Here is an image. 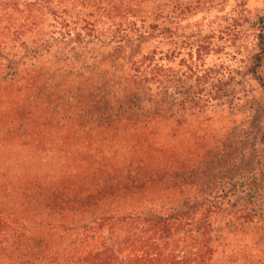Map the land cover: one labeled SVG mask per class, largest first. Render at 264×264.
Returning a JSON list of instances; mask_svg holds the SVG:
<instances>
[{
	"label": "trees",
	"instance_id": "trees-1",
	"mask_svg": "<svg viewBox=\"0 0 264 264\" xmlns=\"http://www.w3.org/2000/svg\"><path fill=\"white\" fill-rule=\"evenodd\" d=\"M212 2L0 0V264H209L230 223L216 211L242 185L222 170L230 145L194 168L138 158L162 151L157 128L230 103L223 68L202 59L221 30L183 23ZM250 26L246 70L264 90V11ZM179 181L200 187L133 199Z\"/></svg>",
	"mask_w": 264,
	"mask_h": 264
},
{
	"label": "rangeland",
	"instance_id": "rangeland-1",
	"mask_svg": "<svg viewBox=\"0 0 264 264\" xmlns=\"http://www.w3.org/2000/svg\"><path fill=\"white\" fill-rule=\"evenodd\" d=\"M212 3L211 9L187 14L183 23L212 21L213 26L221 30L215 34L217 44L204 50L202 59L205 65L223 68L224 83L230 89V103L216 102L183 117L179 124L174 122L160 130L157 128L155 132L163 144L162 151L156 149L150 155L141 153L138 160L141 165L150 166L149 170L157 166V162L179 168L201 167L208 164L214 149L221 151L230 145V155L226 156L228 166L222 170L230 172V179H238L242 185L232 188L233 191L230 189L233 193L230 192L229 199H225L216 211L222 219L230 210V223L224 225L222 220L218 223L215 233L218 238L211 244L209 264H264V146L259 142L260 130L264 128V90L246 70L257 50L256 31L250 26L252 17L264 11V0H213ZM237 30L240 33L234 35ZM172 61L171 66H174L177 60ZM259 74L264 79V57ZM150 157L155 161L148 159ZM213 176L220 175L215 172ZM252 177L261 186L248 196L245 189ZM168 186L159 185L154 191L132 198L139 205L148 201H177L195 194L200 184L179 181ZM4 221L5 218L0 217V227H5Z\"/></svg>",
	"mask_w": 264,
	"mask_h": 264
}]
</instances>
